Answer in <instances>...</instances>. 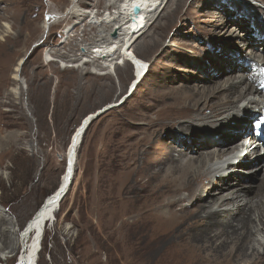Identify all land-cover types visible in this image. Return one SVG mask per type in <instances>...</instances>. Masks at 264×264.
I'll return each mask as SVG.
<instances>
[{
	"label": "bare ground",
	"instance_id": "1",
	"mask_svg": "<svg viewBox=\"0 0 264 264\" xmlns=\"http://www.w3.org/2000/svg\"><path fill=\"white\" fill-rule=\"evenodd\" d=\"M159 1H122V10L126 11L129 17L128 22L123 24V26L128 24L124 28L125 37L119 39V42L112 39L115 42L110 44L108 40V45L103 47L104 49L98 47V50L91 54L97 52L95 54L99 59H107L116 57L118 52L122 61L130 63L132 61L135 64L131 63L134 70L131 90L140 83H138L139 79L144 86L141 92L136 91L137 86L133 93L136 106L131 110H125L123 114L125 117L118 121L120 144L117 146L115 158L116 167L120 170L119 182L116 187L111 186L112 190L107 188L110 191L107 199L102 198L107 200V212L114 213L113 208H118V215L115 217L120 219V226L117 227L118 232H116L123 243L122 253L126 260L132 258L131 264H264V150H261L264 146V57L253 54V58L250 56L247 58L245 54V62L241 63L238 62L239 59L235 60V57L238 58L237 54L225 53L224 57L232 60L230 67L225 72L207 75L197 81L181 75L169 77L170 73L165 69L157 74L144 75L147 69L145 61L163 47L162 40L168 28L173 26L174 22L187 21L194 16L196 9L203 7L205 2L210 5L216 3V6L227 13L225 15L228 17L237 16L230 14L233 9L231 5L236 4L246 16L244 17L246 19L236 17V20L231 21L238 25L236 33L242 29L247 31L249 28L247 26H253V19L247 11L245 12L244 0H239L237 3L231 1L230 4L226 2L227 0H223L222 3L221 0L218 2L203 0V4L202 0H194L189 5V0H168L158 16V22L149 27L146 16L148 9L151 10ZM255 1L264 6V0ZM11 2L13 1L0 0V3L5 5ZM100 2L102 0L98 1V4H101ZM225 3H228V6ZM84 5L85 3H82L83 7ZM135 6L140 8L138 17L133 14ZM205 16L208 19L204 21L200 33L201 39L207 40L209 50L217 43L227 44L229 40L239 39L243 35H247L248 38L246 32L242 35L239 33L227 35L229 27L227 23L223 25L221 20L214 19L209 14ZM139 17H144L145 20L141 21ZM71 19L68 17L62 19L60 24L66 22L69 25ZM139 23L141 25L144 23L146 26L136 33L140 36L139 40L142 39L138 40L139 43L136 45L140 50L139 54L133 55L129 51L131 42L137 36L135 31ZM0 26L6 31L9 29L6 24ZM123 26L118 30L123 31ZM258 26L262 27V29L257 28L260 35L252 38L250 43L247 41V47L255 48L257 43H262L264 47V24L259 23ZM151 27L155 31L153 36L147 35ZM0 40L5 42L3 39ZM69 43H75V39ZM115 51L117 52L114 53ZM198 51L199 49L195 54ZM243 52L244 50L241 53ZM55 53H59V50L55 49ZM255 58L260 61L253 63ZM185 59L188 61V56L181 55V58L170 60H175V64L188 65L184 62ZM119 61L118 59L117 64L120 66ZM22 62L23 59L13 69L12 86L20 84L19 68ZM42 64L50 66V63L44 61ZM196 64L197 71L204 72L199 68L201 63L196 62ZM237 64L240 66L238 67ZM238 68L242 71L250 70V73L237 79L230 76L228 79L217 81L228 71L233 72ZM131 69L129 63L118 68L123 84L130 79ZM72 73L74 76L70 78L69 86L77 89L76 95L70 92L68 94L72 105L82 100H92L93 104H97L109 99L115 93V87L108 74L95 76L82 84L80 72L72 71ZM15 90L8 88L4 98L13 96L14 99L19 100L23 93ZM42 95H45L44 92ZM247 102L248 104L242 108V104ZM253 104L256 105L255 108L250 106ZM108 111V108H104L100 115ZM97 114L86 116L76 128L65 154L66 167L59 186L43 201L26 223L24 233L21 232L22 239L18 237L14 223L0 210V252L4 254L10 250L9 254H13L20 249L21 254L18 253L16 264H37L39 259L37 251L41 248L45 229L49 223L56 221L57 212L71 187L61 202L59 199L63 192L59 193V189L62 187L65 191L70 181L73 184L77 150L94 122L92 118ZM256 119L257 122L251 123ZM90 120L91 123L83 133L82 124H88ZM252 126L255 127L254 132L249 130ZM228 128L232 130L225 131ZM16 139L18 143L19 134ZM16 142L0 144L15 148ZM77 142L78 146L75 148ZM67 161L71 166L74 165L73 176L71 166L67 167ZM257 163L260 164L253 167ZM106 186L110 185L106 184ZM104 192L102 190L103 194ZM112 213L110 214L114 215ZM115 235L114 232H110L107 236L113 239ZM13 237L15 240L12 239ZM197 242L208 245L215 242L214 245H217L219 251H222L226 244L231 243V247L226 253L221 252L223 254L221 260L197 257L192 252V247ZM130 245L134 247L129 250L127 248H130ZM158 257L161 260L157 261Z\"/></svg>",
	"mask_w": 264,
	"mask_h": 264
},
{
	"label": "rangeland",
	"instance_id": "2",
	"mask_svg": "<svg viewBox=\"0 0 264 264\" xmlns=\"http://www.w3.org/2000/svg\"><path fill=\"white\" fill-rule=\"evenodd\" d=\"M12 1L6 5L0 3V24H6L9 28L6 31L0 26V39L5 40V42L0 40V143H14L17 141L18 134L19 140L15 148L0 144L2 146L0 147V210L14 223L13 226L20 238L21 232L24 233L26 223L40 208L43 201L58 188L66 167L65 154L76 128L86 116L97 114L104 108H108L109 111L106 114L94 119L77 150V166L73 185L57 212L56 221L49 223L45 229L46 233L41 242L40 252L37 251L39 253L37 264H131L132 258L126 260L121 250L123 243L117 237L120 219H117L115 215H118V208H113L114 213L107 212V200L103 199H107L110 192L108 189L112 190L119 182L120 172L118 171L120 170L116 167L115 158L117 146L120 144L118 121L125 117L123 116L125 110H131L136 106L133 93L137 86L136 91L138 92H141L144 86L140 80L141 84L138 82L140 85L136 84L131 90L134 80L132 64L125 60L122 61L117 51L114 52H117L114 58L99 59V56L95 54L97 52L91 55L96 49L98 50V47H106L108 40L110 44L113 40L119 42V39L122 40L125 37L124 28L128 24L125 26L123 24L128 22L129 17L128 13L122 10L124 0H102L101 4H98L100 0ZM167 1L160 0L152 6L151 10L148 9L146 16L149 27L158 22V16ZM192 1L194 2V0H189L188 5ZM231 1L237 3L239 0H227L226 2L230 4ZM244 1L245 12L247 11L253 19V26L239 25L249 28L247 31L242 29L237 33L242 35L246 32L248 38L247 35H243L239 39L229 40L227 44H214L209 50L207 40L201 39L200 33L204 27V21L208 19L205 15L209 14L212 18L221 20L223 25L227 23L229 25L227 35L237 34L238 25L231 21L236 20V17L246 19L244 18L246 16L236 4L231 5L233 9L230 14H237V16L228 17L225 15L227 13L216 6V3L210 5L205 2L203 7L196 9L194 16L187 21L174 22V28L173 26L168 28L162 40L163 47L145 61L148 75L157 74L165 69L170 73L169 77L181 75L197 81L207 75L225 72L232 62L229 57H224L225 53L237 54L238 58L235 57V60L239 59L238 62L241 63L245 62V54L247 58L249 56L253 58V54L264 57L262 43H257L255 48L246 45L247 41L250 43L252 38L260 35L257 28H259V23L264 24V13H260L264 11V6L255 0ZM222 2L224 1L221 0ZM82 3H85L84 7ZM201 3L203 4V0ZM228 3L225 5L228 6ZM73 15L75 16L72 18ZM67 17L72 18L69 25L66 22L60 24L61 20ZM161 23L164 24V22ZM120 26H123V31L118 30ZM154 34L155 31L151 27L147 35L153 36ZM139 38V34L135 36L129 53L139 54L140 50L136 47L142 39L139 40ZM72 39H75V43L68 44ZM55 49L59 50V53H55ZM197 49L199 51L195 54ZM242 50H244L243 53H241ZM181 55L188 56V61L184 60L188 65L175 64V60H170L181 58ZM240 55L242 57H239ZM21 59H23L19 68L21 85L12 86L11 74ZM118 59L120 66L117 64ZM254 60L253 63L260 61L257 58ZM43 61L50 63V66L43 65ZM196 62L201 63L199 68L204 72L197 71ZM128 63L132 68L130 79L123 84L118 68ZM237 66L239 67L240 64ZM72 71L80 72L83 79L82 84L95 76L108 74L115 87V93L109 99L97 104H93L92 100H82L72 105L68 94H77V89L69 86L71 84L69 80L74 76ZM249 73L250 70L242 71L238 68L233 72L228 71L223 78L216 80L222 81L230 76L237 79ZM8 88H15L18 93H23L21 98L17 100L9 96L5 99L4 94ZM43 92L45 95H42ZM247 104L248 102L243 103L242 108ZM250 106L256 107L254 104ZM257 121L256 119L251 123ZM254 128V126L249 127V130L254 132ZM230 130L232 128L225 131ZM17 148L20 149L17 150ZM262 149L264 150V146ZM106 154L108 157L105 156ZM104 183L105 186L106 184L110 186L105 187ZM104 187L108 188V192L104 190ZM102 190L105 191V196ZM107 219L112 220L111 224L106 221ZM108 231L114 232L116 238H109L110 232ZM114 241L115 244H113ZM215 242L209 245L197 242L192 247V252L197 257L221 260L222 255L230 249L231 243L226 244L223 250L219 251L217 245H214ZM129 247L127 249H133L134 245ZM9 252L10 250L4 254L0 252V264H16L18 253L21 254L20 249L13 254ZM160 257L156 260H161Z\"/></svg>",
	"mask_w": 264,
	"mask_h": 264
},
{
	"label": "water",
	"instance_id": "3",
	"mask_svg": "<svg viewBox=\"0 0 264 264\" xmlns=\"http://www.w3.org/2000/svg\"><path fill=\"white\" fill-rule=\"evenodd\" d=\"M134 12H135V15H138L139 12H140V8H139L138 6H135V8H134ZM100 114H101V112H99L94 118H92V120H94V119H95L98 115H100ZM92 120H90V121L88 122V124H84V123L82 124L81 128H82V132H83V133L86 131L88 125L91 123ZM77 146H78V142L75 143L74 147L76 148ZM67 164H68L67 167L71 166V164H70L69 161H67ZM73 167H74V165L71 166V168H72V176H73ZM72 176H71V177H72ZM71 180H72V178H71ZM71 184H72V182L70 181V183L68 184V187H67V189H66L65 191H63L62 187L59 189V193H60V192H63V193L61 194V196H60L59 202H61V201L63 200V198L67 195V193L69 192V188L72 187ZM72 185H73V184H72Z\"/></svg>",
	"mask_w": 264,
	"mask_h": 264
}]
</instances>
